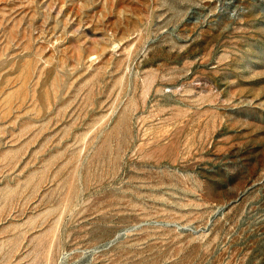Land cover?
Returning a JSON list of instances; mask_svg holds the SVG:
<instances>
[{
    "label": "rangeland",
    "instance_id": "374dc122",
    "mask_svg": "<svg viewBox=\"0 0 264 264\" xmlns=\"http://www.w3.org/2000/svg\"><path fill=\"white\" fill-rule=\"evenodd\" d=\"M0 264H264V0H0Z\"/></svg>",
    "mask_w": 264,
    "mask_h": 264
}]
</instances>
